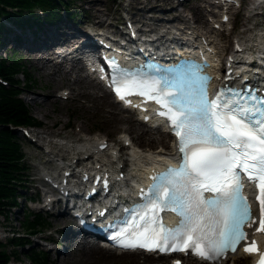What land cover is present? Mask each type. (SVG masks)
I'll use <instances>...</instances> for the list:
<instances>
[{
  "label": "bare ground",
  "instance_id": "obj_1",
  "mask_svg": "<svg viewBox=\"0 0 264 264\" xmlns=\"http://www.w3.org/2000/svg\"><path fill=\"white\" fill-rule=\"evenodd\" d=\"M167 1L145 0L140 3L138 0H134L132 6H134L135 11H127V15L124 17L127 28L115 26V32L107 28V26L104 27V21L96 13L89 15L87 13V16L81 13L82 19L76 18L74 20L65 17L52 26L46 25L47 28L41 31L40 36H33V33V35L27 34L28 30H20L17 34L14 31L11 33L14 35L10 40H15L14 43L24 51L27 60L31 61L41 71L52 69L53 72H46L52 78L61 76L63 80L68 79V87L73 92H70V98L75 100L78 108L83 111H89V113H92L91 115L100 118L104 123L113 124L114 129L120 128L123 131L121 135L124 134V137L120 140L123 142V147H128L126 152L123 153V147H119L116 143H110L103 138L100 140L92 138L79 141L75 140L73 142L65 141L54 143L48 138L58 136L60 131L51 132L46 129L43 132L35 133V137L38 139L35 145L41 151L45 149L44 155L48 157L47 164H55V172L53 174L58 171L56 175H52L43 168L39 169L42 171L46 180H50L58 185L53 186L49 182L44 181L43 178L41 179V183L46 190L42 192L45 207H47L46 203L48 202L50 208L56 209V207L60 206L62 200H65L63 202V205H65L70 198H78L76 191L72 188H78L79 185L75 186L74 182H81L82 176H87L90 173L106 174L111 172L114 175V180H117L115 174L119 175L122 173L123 177L119 180L120 185L116 188V192L128 195L132 182L141 181L155 165L159 166L161 165V161L166 157H171L172 159L174 156L172 137L169 133L160 128H150L138 118L133 119L131 117L133 113L123 109L122 105L114 100L107 89L78 74L81 70L80 58H84L87 55L86 58L88 59L91 54L84 52L85 43L102 40L119 49L138 50V48L143 47L145 49H153L157 53L165 51L164 53L166 54L173 52L175 47L179 49H183L184 47L190 49L196 46L197 48L203 47L208 56L216 52L213 59L217 62L215 65L216 71H221L229 64L230 66L227 68L231 67L233 70L231 74H235L239 72L238 65H243L244 67L249 66V63L245 62L247 58L248 61L255 62L253 64V67L257 68L255 75L264 77V22L258 21L261 12L264 11V0L253 1V10L243 21L240 31L234 32V28L229 27L230 20L226 23L218 24L219 26L217 24L212 26L218 32L215 36H207L204 33L200 34L206 24L200 17L202 12L200 10L201 8H197L195 15L191 14L197 20V24L192 25L191 18L178 15L177 6L174 7L170 4V7H166ZM193 1L194 4H198V0ZM200 1L202 2V8L206 5L207 7L220 6V3H218L219 0ZM240 7H243L241 0H234L229 6L230 11L235 9V13L240 10ZM148 11L158 12L160 15L154 14L148 17V14H146ZM169 12L172 13V16L170 15L165 18L163 14H169ZM211 13L213 16H216L215 11L211 10ZM136 14L139 15L137 16L139 19L135 16ZM227 15H229V12ZM89 17L96 18L95 22L91 23ZM219 21L217 19L212 22L219 23ZM165 22L170 24L171 27L161 25ZM175 22L177 23L175 24ZM212 22L210 23L213 24ZM248 23H251L250 25L252 26L246 25ZM128 27H131L136 34L135 38H131L128 34L126 37L123 36V30L126 31ZM158 27H161L162 31ZM116 28L119 29L116 30ZM182 28H186L185 33H182ZM24 34L25 36L27 34L28 39L21 37ZM231 35L233 36L232 38ZM14 36L18 38L15 39ZM230 38L233 41L229 54L224 55L226 43H229ZM228 57L231 58L230 61ZM220 59L222 60L221 66L218 63ZM216 71L211 70L212 73ZM243 75L250 76L248 71H244ZM99 92L100 94L98 95ZM66 94L62 93V96L59 95V98H68L69 94H67L68 97H66ZM38 98V96H35L31 100L37 103L41 102L42 100L38 101ZM47 101L54 102L56 99L47 98ZM39 110L43 114H47L45 108L40 107ZM123 113L127 115L124 116ZM76 128L77 132L85 131L81 122H77ZM129 140H132L134 145L132 143L127 145L126 142ZM157 142L161 144V147L155 151L137 149L139 148L138 146H153ZM88 179L86 181L91 183L92 179L90 177ZM64 180L65 184L63 182ZM62 186H64V190L61 191L59 189ZM51 214L57 219L54 225L63 223L65 220L69 221L60 230L61 235L58 241L65 242L63 249L55 251L52 249L50 252L55 264H63L61 259L65 257L73 264H108L112 261L127 259L137 262L140 258L139 254L151 256V254H145L142 251L116 253L112 250L103 249L96 244H90L88 242V234L79 227H76L73 224L74 218H68L64 214L63 209L59 208L57 213L56 210H53ZM258 237L260 245L264 247V235H259ZM152 257H142V261L145 264H163L164 260L169 258L167 255H152ZM230 258L233 264H244L251 256L245 255L238 250L230 255ZM191 260V258L187 257L186 264H204V262L198 261H194L193 263Z\"/></svg>",
  "mask_w": 264,
  "mask_h": 264
},
{
  "label": "snow or ice",
  "instance_id": "obj_2",
  "mask_svg": "<svg viewBox=\"0 0 264 264\" xmlns=\"http://www.w3.org/2000/svg\"><path fill=\"white\" fill-rule=\"evenodd\" d=\"M119 71L112 83L121 100L142 95L166 109L158 114L170 121L181 162L153 178L143 207L113 239L125 249H190L205 260L235 253L242 244L244 252L253 251L244 228H252L257 219L242 195L241 178L247 177L258 189L259 226L254 231L264 232V97L247 89L243 95L221 90L209 100L203 87L187 92L180 88L177 95L172 91L176 85L168 80L162 81L163 87L152 81L137 91ZM205 192L213 193V198L205 199ZM165 210L180 218L175 228L161 222L159 212Z\"/></svg>",
  "mask_w": 264,
  "mask_h": 264
},
{
  "label": "rangeland",
  "instance_id": "obj_3",
  "mask_svg": "<svg viewBox=\"0 0 264 264\" xmlns=\"http://www.w3.org/2000/svg\"><path fill=\"white\" fill-rule=\"evenodd\" d=\"M138 1L141 3L145 0H138ZM180 1L168 0L166 7H170L171 5H173L174 7L177 6L178 15L184 17L188 16L189 18H191L190 21H192V25H196L197 20L194 19L193 15L191 14L195 15L197 12V8L198 9L201 8L200 10L202 12L200 14V17L203 19V21L206 24L204 28L201 30L200 34L204 33L207 36H215L218 34L217 30L213 29L212 24L210 23V21H212L211 17L213 16L211 13V9L213 8L212 6L207 7L206 5L204 8H202V4H201L202 2L200 0L198 1L196 0L198 4H194L193 0L192 1L180 0ZM253 1L255 0H241V4H243V7L242 8L240 7V10L236 13H235V9L231 11L230 16L232 17V19L229 27L231 26L232 28H234L233 30L234 32H238L241 30L243 21L245 20L247 15H250L249 13H251V11L253 10ZM133 4H134V0H74L73 7L77 11L78 16H76L73 19L74 20H76V18L82 19L81 13L85 14L86 16L87 13L88 15L91 13L92 14L96 13L104 21L103 22L104 27L107 26V28H110V30L112 31L115 30V26L127 28L125 25L126 22L124 20V17L127 15V11H135L134 6H132ZM217 9L218 7L215 10L217 11ZM146 14H148V17L154 14L160 15L158 14V12L155 13L153 11H148L146 12ZM163 15L165 18H167L170 15L172 16V13L169 12V14L165 13ZM135 16L137 17L139 15L136 14ZM219 17H220L219 14L218 15L216 14V18ZM137 19H139V17H137ZM89 20L91 21V23H93L95 22L96 18L89 17ZM259 20L261 22L264 20V14L262 17L259 16L258 21ZM176 23L177 22H175V24ZM250 24L248 23L246 25L251 27L252 25ZM161 25L171 27V25L168 24L167 22H165L164 24L162 23ZM45 28H47L46 25L43 27H39L34 31L28 30L27 34L33 33L34 34V35L32 34L33 36H40L41 31L44 30ZM118 29L119 28H116V30ZM158 29L162 31L161 27L160 28L158 27ZM13 31L14 33L17 34L20 32V29H16V30L14 29ZM183 32L184 33L186 32V28H182V33ZM27 34L26 36L24 34L21 37H23V39H28ZM13 35L4 33L2 34V36H0V40L2 41V46L0 44V54L2 56H6L13 52L15 56L21 59V62L25 66V70L28 74L27 77L30 80V84H31L30 87H27L25 90H23L22 97L25 103L28 105L32 115L36 117L38 121L41 122V125L38 127H31L30 129H24V130L17 129V137L21 142L22 149L25 154L24 160L26 163V168L24 171L25 172L24 185L28 190L22 191L23 193H25L26 197L20 198L22 202L19 204V206H17L16 208L11 206L12 212L10 213L8 219H4L2 216H0V240L6 243L8 237L12 236V234L27 236L28 242L27 243L25 242L23 246L12 247L11 245H7L6 250L9 253L12 252V250H17L15 255L13 253L11 254L12 256H10V261L8 264H35L31 262V260L26 256V254H29L33 249L44 252V255L46 256V261L42 264H55V261L52 260V256L50 255V252L52 251V249L54 251L63 249L65 242L58 241L61 235L60 230L69 221L65 220L66 222L64 221L63 223H57L56 225H54L55 224L54 222L55 221L57 222V219L54 218L55 216H53L51 213L45 212L42 208H40L41 204L43 203L42 192L45 188L41 183L42 182L41 179L43 178V176H42V171L39 169L43 168L45 169V171L50 172L52 175H56L58 171L55 174H53L55 172V165L47 164L46 161L48 157L44 155L45 149L41 151V149L37 145H35V143L37 144L38 142L37 137H35V133L43 132L46 129L50 130L51 132L60 131V134L58 136H53L48 138L54 143L65 142V141L73 142L75 140L79 141L83 139H92V138L96 140H100L103 138L110 143L112 142L118 144L119 147H123V142L120 139L124 137V134L121 135L123 131L120 128L114 129L113 124L104 123L102 120H100V118L91 115L92 113H89V111H83L80 108H78V106L75 103V100H72V98H70V92L72 91L68 87L69 86L67 83L68 79L63 80L61 76H56L55 78L50 77L49 74H47L46 72H53L52 69L49 70L46 69V71L39 70V68H37L31 61L27 60L24 51L14 43L15 40L14 41L10 40V38H13ZM232 37L233 36L231 35V38ZM232 41L233 39H231L229 43H226L225 46L226 49L224 51V55L229 54ZM78 74H81V76L84 77L82 75L81 70L78 72ZM18 78L20 79L21 82L26 81V77L22 76L21 74L18 75ZM63 92L69 94V97L59 98V95H62ZM99 94L100 92L98 93V95ZM35 96L39 97L38 101L42 100L43 102L41 101L37 103L34 100H31ZM47 98L48 99L55 98L56 101L48 102ZM40 107L45 108L47 114H43L39 110ZM123 114L124 116L127 115L126 113ZM131 117L133 119H136V117H134L133 114L131 115ZM77 122L82 123V126L85 128V131L77 132V128H76ZM129 141L130 144L132 143L134 145L132 140ZM138 147L139 148L137 149H143V150L148 149L151 151H155L161 147V144L160 143L158 144L157 142L153 144V146L144 145ZM123 148L124 149L122 150V152L124 153L126 152L128 147H123ZM30 198L35 199L34 202L29 201ZM36 199L38 200L37 202ZM29 212L41 214L48 222L47 228H45L44 230L30 232L28 234L24 233V230L21 228V221L24 220V217ZM73 224L75 225L74 222ZM68 250L70 251V249ZM139 256H140V258L138 259L139 262L130 261L127 259L122 261H112L109 262L108 264H137V263L145 264L142 261L143 260L142 257L153 258L152 255L146 256L143 254L142 255L139 254ZM172 257L173 256L166 258L163 264H171ZM61 260L63 264H73L69 262L66 257ZM191 262L194 263V261L192 260ZM223 264H233V261L231 258H229ZM244 264H250L249 260Z\"/></svg>",
  "mask_w": 264,
  "mask_h": 264
},
{
  "label": "trees",
  "instance_id": "obj_4",
  "mask_svg": "<svg viewBox=\"0 0 264 264\" xmlns=\"http://www.w3.org/2000/svg\"><path fill=\"white\" fill-rule=\"evenodd\" d=\"M73 4L74 0H0V36L11 34L14 29L34 31L54 25L64 17L73 19L78 16ZM0 44L2 46L1 40ZM19 74L26 77L25 82L20 81ZM27 76L21 59L13 52L6 56L0 54V216L4 219L9 218L11 206L19 205L17 196L26 197L22 191L28 190L24 185L25 154L17 129L41 125L22 97L23 90L31 85ZM47 226L48 222L41 214L32 212L21 221V228L27 234ZM25 242H28L26 235L12 234L6 243L0 240V264H8L11 254L17 252L9 253L7 245L20 247ZM26 256L35 264L46 261L44 252L39 250L33 249Z\"/></svg>",
  "mask_w": 264,
  "mask_h": 264
}]
</instances>
